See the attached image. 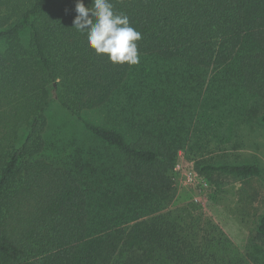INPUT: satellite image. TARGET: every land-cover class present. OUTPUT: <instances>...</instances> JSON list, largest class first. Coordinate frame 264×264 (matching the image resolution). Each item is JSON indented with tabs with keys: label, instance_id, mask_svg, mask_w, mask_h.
I'll return each mask as SVG.
<instances>
[{
	"label": "trees",
	"instance_id": "trees-1",
	"mask_svg": "<svg viewBox=\"0 0 264 264\" xmlns=\"http://www.w3.org/2000/svg\"><path fill=\"white\" fill-rule=\"evenodd\" d=\"M75 2L0 0V264H247L211 219L172 208L174 172L190 148L208 179L261 175L201 154L264 125V0H111L142 34L135 65L88 47ZM54 104L92 142L51 158ZM256 238L264 264V215Z\"/></svg>",
	"mask_w": 264,
	"mask_h": 264
},
{
	"label": "rangeland",
	"instance_id": "rangeland-1",
	"mask_svg": "<svg viewBox=\"0 0 264 264\" xmlns=\"http://www.w3.org/2000/svg\"><path fill=\"white\" fill-rule=\"evenodd\" d=\"M90 114L85 113L86 117ZM48 121L47 157L63 156L75 145L86 144V139H89L88 143L92 142L78 121L57 104L51 106ZM221 140L224 143L221 144ZM204 152L201 156L217 162L216 165L255 164L261 175L244 178L215 172L211 180L197 171L198 157L190 152V148L181 149L174 172L176 196L172 208L193 207V214L211 219L232 246L244 255L247 264H255L254 258L260 248L256 230L264 215V125L253 123L235 132L221 130ZM192 173L195 178L191 184L187 177Z\"/></svg>",
	"mask_w": 264,
	"mask_h": 264
},
{
	"label": "clouds",
	"instance_id": "clouds-1",
	"mask_svg": "<svg viewBox=\"0 0 264 264\" xmlns=\"http://www.w3.org/2000/svg\"><path fill=\"white\" fill-rule=\"evenodd\" d=\"M73 28L83 33L95 54H104L113 64L139 63L137 41L142 34L130 25L126 13L115 11L111 0H91L85 6L76 0Z\"/></svg>",
	"mask_w": 264,
	"mask_h": 264
},
{
	"label": "built area",
	"instance_id": "built-area-1",
	"mask_svg": "<svg viewBox=\"0 0 264 264\" xmlns=\"http://www.w3.org/2000/svg\"><path fill=\"white\" fill-rule=\"evenodd\" d=\"M194 178H195V175L193 173L192 174H189V176L187 177V182L188 183H191V182L193 183L194 182V180H193Z\"/></svg>",
	"mask_w": 264,
	"mask_h": 264
}]
</instances>
